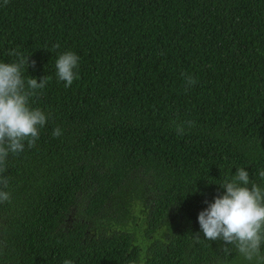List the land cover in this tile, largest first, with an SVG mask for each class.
<instances>
[{"label": "trees", "instance_id": "1", "mask_svg": "<svg viewBox=\"0 0 264 264\" xmlns=\"http://www.w3.org/2000/svg\"><path fill=\"white\" fill-rule=\"evenodd\" d=\"M21 56L48 119L0 166V264L243 259L198 216L240 167L264 188V0H0V62Z\"/></svg>", "mask_w": 264, "mask_h": 264}, {"label": "clouds", "instance_id": "2", "mask_svg": "<svg viewBox=\"0 0 264 264\" xmlns=\"http://www.w3.org/2000/svg\"><path fill=\"white\" fill-rule=\"evenodd\" d=\"M7 3L8 0H4V4ZM54 47L59 48L60 45ZM9 55L19 54L13 51ZM79 60L77 54L68 51L60 54L55 61L57 78L65 82L66 88L79 78ZM28 61L21 56L18 62H0V166L5 164L10 152L17 155L23 152L25 142L28 147H34L40 129L47 123L48 118L41 109L30 107L29 97L35 94V90L44 89L50 77L46 76L40 82L28 77L25 81L22 69L25 63L28 65ZM185 82L188 86L196 83L187 74ZM173 126L178 135L184 134L183 124L173 122ZM52 135L58 138L62 135L61 129L55 128ZM3 171L5 168L0 167V173ZM258 175L264 180V169ZM219 185L224 194L215 198L198 216L204 239L223 241L233 246L247 261L264 264V255L261 254L264 245V188L250 180L249 173L243 167L238 168L230 180L225 179ZM0 186V203L10 201V193L3 190L8 187L7 178H0ZM222 250L226 255L230 254L229 247ZM63 264L73 262L65 259Z\"/></svg>", "mask_w": 264, "mask_h": 264}, {"label": "rangeland", "instance_id": "3", "mask_svg": "<svg viewBox=\"0 0 264 264\" xmlns=\"http://www.w3.org/2000/svg\"><path fill=\"white\" fill-rule=\"evenodd\" d=\"M241 261H242V263H241ZM233 264H256V261L253 260V261L249 262V261H247L246 259H244V257H243L242 260L238 261L237 263L235 262V263H233Z\"/></svg>", "mask_w": 264, "mask_h": 264}]
</instances>
